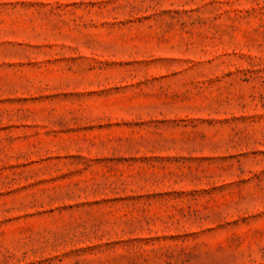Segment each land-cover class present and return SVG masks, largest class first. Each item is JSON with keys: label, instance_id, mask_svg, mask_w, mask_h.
Wrapping results in <instances>:
<instances>
[{"label": "rangeland", "instance_id": "374dc122", "mask_svg": "<svg viewBox=\"0 0 264 264\" xmlns=\"http://www.w3.org/2000/svg\"><path fill=\"white\" fill-rule=\"evenodd\" d=\"M0 264H264V0H0Z\"/></svg>", "mask_w": 264, "mask_h": 264}]
</instances>
